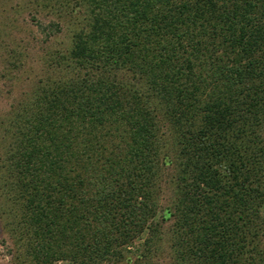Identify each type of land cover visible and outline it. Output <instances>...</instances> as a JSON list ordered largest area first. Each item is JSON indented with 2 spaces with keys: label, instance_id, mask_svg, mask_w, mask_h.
Returning <instances> with one entry per match:
<instances>
[{
  "label": "trees",
  "instance_id": "trees-1",
  "mask_svg": "<svg viewBox=\"0 0 264 264\" xmlns=\"http://www.w3.org/2000/svg\"><path fill=\"white\" fill-rule=\"evenodd\" d=\"M81 19L68 77L6 130L19 264H264V0H83Z\"/></svg>",
  "mask_w": 264,
  "mask_h": 264
},
{
  "label": "rangeland",
  "instance_id": "rangeland-1",
  "mask_svg": "<svg viewBox=\"0 0 264 264\" xmlns=\"http://www.w3.org/2000/svg\"><path fill=\"white\" fill-rule=\"evenodd\" d=\"M82 5L83 0H0V264H19L20 252L1 182L6 130L44 86L68 77L71 31L82 20ZM171 176L168 170L160 173L161 208L176 199ZM261 245L264 249V235Z\"/></svg>",
  "mask_w": 264,
  "mask_h": 264
}]
</instances>
